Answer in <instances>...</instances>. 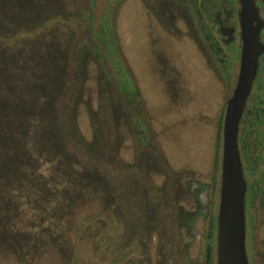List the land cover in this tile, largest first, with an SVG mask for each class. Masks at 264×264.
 Listing matches in <instances>:
<instances>
[{"label": "rangeland", "instance_id": "obj_1", "mask_svg": "<svg viewBox=\"0 0 264 264\" xmlns=\"http://www.w3.org/2000/svg\"><path fill=\"white\" fill-rule=\"evenodd\" d=\"M255 1L264 21V0ZM0 41L44 50L36 71L47 75L20 96L32 99V114L49 115L44 126L61 148L41 134L52 163L45 218L17 205L25 223L4 216L0 231L31 237L56 227L60 237L86 219L62 244L72 248L69 261L22 250L23 260L1 256L0 264H206L209 245L218 264L211 226L220 216L222 128L241 64L212 53L190 0H0ZM258 133L251 140L262 157L246 181L263 186L264 126ZM90 173L101 186L89 185ZM105 193L113 205L103 212ZM244 216L248 263L264 264V195Z\"/></svg>", "mask_w": 264, "mask_h": 264}, {"label": "trees", "instance_id": "obj_2", "mask_svg": "<svg viewBox=\"0 0 264 264\" xmlns=\"http://www.w3.org/2000/svg\"><path fill=\"white\" fill-rule=\"evenodd\" d=\"M0 44L2 46H0V221L4 216H7V218L15 216L24 222V217L26 218L27 216L26 212H24L26 208L29 213H33V219L37 221L40 219L39 222H41L45 218L42 215L45 216L47 214V208H45L47 200L45 196L48 195L47 180H44L43 176L44 171L46 169L49 170L48 168L51 163L47 151L38 143L41 134L47 133L54 147L58 151H61V148L57 146L59 139L53 136V130L44 126L45 123L49 124V115L46 112L38 116L32 114L34 109L32 99H26L20 95L26 94L30 90L33 91V86L36 85L34 84L36 78L42 80L41 72L47 75V71H36L37 60L45 62L47 61V56L44 50L40 52L42 48L37 47L36 43L22 47V51L20 49H8L5 47L7 45L1 41ZM14 46H18V44L16 43ZM24 49L28 52H25ZM39 53L41 54V59L36 57ZM21 56L23 58L19 59ZM48 101L52 103L51 99ZM43 120H45V123ZM62 157L60 161L57 160L59 163L63 160ZM59 163L57 162V165ZM51 174H53V170ZM93 174L90 173L92 177ZM99 180V175L96 173L89 185L95 187V184H97V187H99L101 186ZM105 190L107 191V188ZM11 194L17 195L18 199L12 198ZM33 197L35 198L33 199ZM99 197L101 211L109 210L113 205L112 193H105ZM89 199H91V196H87V201ZM30 202H32V208L30 207ZM81 204L78 202L79 207ZM17 205L26 207H20L21 211ZM90 217L92 218L93 215H90L88 218ZM81 221H86V219ZM81 221H75L71 226L67 221L69 227L64 229L63 232H59L60 234L58 233L60 237L58 235L54 236L56 235L54 233L57 229L56 227L48 229L38 226L35 234H32L31 237L26 234L9 235L4 231H0V258L1 256H13L23 260V252H30L34 256H36V252L41 256L44 255L41 253H45L46 255L48 252H51V254L60 256L63 261L67 259L69 261L71 259L70 252L72 248L69 245L67 253L63 245L65 242L69 243V236L76 226L81 225ZM73 225L76 226L73 227ZM49 231L52 234H48ZM53 238L60 239L61 244L55 243L54 240L56 239ZM18 244H21V248Z\"/></svg>", "mask_w": 264, "mask_h": 264}, {"label": "flooded vegetation", "instance_id": "obj_3", "mask_svg": "<svg viewBox=\"0 0 264 264\" xmlns=\"http://www.w3.org/2000/svg\"><path fill=\"white\" fill-rule=\"evenodd\" d=\"M190 3L212 53L217 57L221 56L220 62H229L228 56L232 59L238 55L241 71L245 42L250 38L256 39L257 42H254V47L251 49L254 71L248 87L249 94L242 105L238 129V149L246 183L244 205L247 207L249 202L252 204L259 195H264V185L262 186L261 182L246 181V176L253 175L262 157L261 154H257L258 147L251 140L256 133L260 136L258 130L264 126V21L261 18V9L255 0H190ZM239 80L240 76L238 85ZM219 218L216 221L217 225L215 226L213 222L211 226V229H218V264H220ZM212 248L208 246L206 264H211Z\"/></svg>", "mask_w": 264, "mask_h": 264}, {"label": "water", "instance_id": "obj_4", "mask_svg": "<svg viewBox=\"0 0 264 264\" xmlns=\"http://www.w3.org/2000/svg\"><path fill=\"white\" fill-rule=\"evenodd\" d=\"M254 42L257 43L253 38L245 42L238 89L228 104L223 128L224 149L219 218L220 264L221 262L222 264H249L244 231L246 183L238 149V129L242 105L249 94L248 87L254 71L251 53Z\"/></svg>", "mask_w": 264, "mask_h": 264}]
</instances>
